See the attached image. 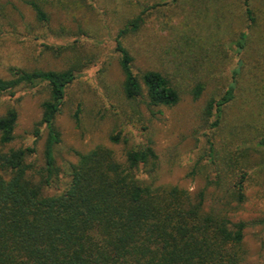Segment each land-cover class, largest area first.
Instances as JSON below:
<instances>
[{
    "label": "trees",
    "instance_id": "16d2710c",
    "mask_svg": "<svg viewBox=\"0 0 264 264\" xmlns=\"http://www.w3.org/2000/svg\"><path fill=\"white\" fill-rule=\"evenodd\" d=\"M19 1L33 12V30L49 24L46 6L59 3ZM7 3L0 0V17ZM229 6L241 10L228 45L242 57L225 84L213 74L221 63L207 27H189L177 36L172 72L133 70L134 58L121 38L140 29L146 10L129 18L115 40L123 75L120 93L128 102L143 99L151 113L176 105L184 89L198 99L214 82L199 127L208 126L204 143L187 173L200 181L195 192L156 184L159 156L150 140L129 147L123 161L111 148L96 146L57 164L61 137L55 118L69 87L88 67L77 46L42 43L57 53L70 48L66 68L12 65L10 76L0 77V95L11 97L19 89L46 94L36 123L46 130L39 168L29 160L33 147L6 148L15 137V107L0 114V264H242L244 231L252 222L236 215L249 188L260 185L264 191V0H235ZM240 79L249 87L243 88ZM239 101L238 112L233 108ZM34 134L39 135L38 127ZM109 139L126 141L120 132ZM210 193L217 202L207 206Z\"/></svg>",
    "mask_w": 264,
    "mask_h": 264
},
{
    "label": "rangeland",
    "instance_id": "374dc122",
    "mask_svg": "<svg viewBox=\"0 0 264 264\" xmlns=\"http://www.w3.org/2000/svg\"><path fill=\"white\" fill-rule=\"evenodd\" d=\"M1 1L8 3L3 11L5 16L0 17V77L8 78V68L12 65L44 70L68 67L70 48L57 53L53 51L55 47L46 49L42 43L56 47L75 45L78 53L85 56L82 62H87L88 67L69 87L55 118L61 137L55 149L58 165L74 161L75 151L87 152L96 146L111 148L117 159L123 161L129 147L150 140L159 156L156 184L176 185L191 192L199 188L200 181L188 177L187 173L197 146L204 143L202 135L208 126L199 127L214 82L210 85L209 81L198 99H193L184 89L176 105L156 107L151 113L143 99L128 102L120 93L123 75L115 40L118 30L129 18L146 10L140 29L121 38L134 58L133 70L138 74L148 69L172 72L171 48L177 36L189 27L196 31L207 27L210 44L221 63L214 67L213 74L225 84L242 57L228 45L241 11L229 6L235 0H65L64 4L56 0L59 3L46 6L49 24L35 30L30 27L35 22L27 5L19 0ZM60 32L63 35L60 36ZM242 77L248 78L246 71ZM244 81L240 79V85L249 87ZM45 96L39 89H19L11 97L0 95V114L9 106L18 112L15 137L6 148L33 147L35 151L29 160L34 161L37 168L43 164L46 130L36 123ZM242 106L239 101L233 110L239 112ZM36 127L39 128L38 136L34 134ZM117 132L126 141H110V135ZM247 198L236 215L238 219L252 222L244 231L242 264H264L263 188L252 186L247 190ZM216 202L215 195L210 193L206 205Z\"/></svg>",
    "mask_w": 264,
    "mask_h": 264
}]
</instances>
